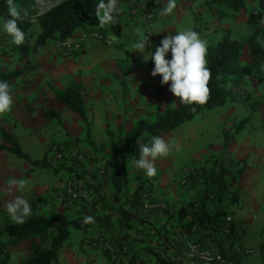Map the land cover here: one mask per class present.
Returning a JSON list of instances; mask_svg holds the SVG:
<instances>
[{"label":"crops","instance_id":"0c3cea01","mask_svg":"<svg viewBox=\"0 0 264 264\" xmlns=\"http://www.w3.org/2000/svg\"><path fill=\"white\" fill-rule=\"evenodd\" d=\"M124 1L119 0L120 9ZM190 1L177 0L173 12H179ZM125 2L133 5L126 12H119L121 36L118 39L107 25L99 24L83 29L103 30L111 43L87 40L84 45L83 69L78 70L82 78L73 81L81 85L86 112L92 122V132L100 142L107 141L103 134L108 126L117 130L124 124L131 130L139 119H147L152 110L148 104L155 103V89L158 88L156 76H151L154 91L150 97L147 86L149 74H140L134 82L128 77V52L132 53L136 63L149 61H145L136 50L128 49V43L122 48L116 43L122 40L123 22L127 29L128 26L132 27L134 42L145 34L148 37L154 35V31L163 27L165 17L161 16L160 11L155 27L153 24L149 29L144 22L145 14L141 6L150 5L161 10L167 0H139L138 4H134L136 0ZM144 27L149 31H145ZM169 30L163 28L159 38H163ZM39 31L40 28L37 33ZM155 40L157 38L151 42ZM123 79L126 81V94L121 84ZM132 83L138 85L133 86ZM161 99L160 112L176 106L167 107L165 92ZM198 117L159 135L168 142L170 151L156 158L157 174L154 177L146 176L134 164L140 155L139 143H150L151 138L143 137L135 143L132 148L133 157L128 164L127 187L120 202L122 208L134 214V218L128 222V228L122 227L118 206L112 198L111 167L108 166L104 176L100 174L96 179H85L87 187V183H90L95 188L88 189L87 201L75 204L71 217L94 215L104 220V224L92 221L89 228L78 232L75 243L69 237L70 241L67 240L60 251V263L205 264L184 256L188 242L200 241L204 246L220 251L232 264H264V141L258 143L248 140L243 135L247 131L244 129L235 135L224 150L222 127L217 126L221 120L205 117L198 123ZM77 127L80 132L85 129L84 126ZM209 132L216 133L218 138L212 149L208 147L211 142L203 136ZM95 134L102 136L97 139ZM221 164L228 168V173L223 177L219 172ZM241 168L243 173L239 175L238 170ZM139 186L142 187L141 202L134 206L132 194ZM217 214L218 217L214 218ZM228 216L232 218L231 222L226 221ZM229 227L232 234L227 233ZM248 231L251 232L250 236L247 235ZM124 236L127 238L121 242L128 247V256L117 250L120 255L107 260L101 248L103 241L108 243ZM251 246L254 248L253 253L249 250ZM82 249L84 252H81ZM153 249L160 254L159 258L149 252Z\"/></svg>","mask_w":264,"mask_h":264},{"label":"rangeland","instance_id":"374dc122","mask_svg":"<svg viewBox=\"0 0 264 264\" xmlns=\"http://www.w3.org/2000/svg\"><path fill=\"white\" fill-rule=\"evenodd\" d=\"M58 1L60 0H34L33 8L37 12H43ZM125 1L121 5L123 13L127 11L129 6L133 5H127ZM136 1L134 4H138L139 0ZM186 5L182 6L179 12L164 16L163 27L158 29L161 31L163 28L171 29L165 33L167 35L185 28H191L200 34L207 45L219 41L226 31H229L235 39L255 36L264 44V11L260 9L258 0H245V7L239 10L212 4L208 0H191L189 5ZM152 8L158 11V15L160 14L161 10ZM127 17L128 19L131 18L130 15ZM156 19L154 23H156ZM146 21L145 15L144 22ZM2 22L3 20L0 19V41L5 36V32L2 30ZM31 22V41L33 42L37 35V29L40 27L35 17L32 18ZM122 27L124 34L121 41L117 40L116 45L122 48L128 43V49H132L131 42H134L132 27L128 26L127 29L124 22ZM144 29L149 31L145 27ZM100 31L106 36L103 30ZM161 31L159 33L154 32V35L149 37L150 46L153 45L152 51L162 39L159 38ZM155 38L157 40L151 42ZM57 42L52 41L46 49L25 58L16 55L0 56V64L3 70L11 68L17 72L16 75H11L5 80L9 84L13 103L9 111L0 113V127L12 133L19 141L22 149L31 157L41 158L47 155L48 160L56 168L55 171L48 168H33L11 153L0 151V226H4L7 219H13L7 211V204L17 197L23 198L29 203L31 212L28 216L46 215L52 211L63 213L68 211L69 213L66 214L72 216L71 212L75 209V204L87 201L88 189L93 190L95 188L90 183H87L89 185L87 187L85 179H96L97 175L100 174L104 176L108 171V166H110L107 157L109 150L107 147H101L102 143L108 145L110 142L107 132L105 131L103 134L107 137L106 142L96 140L92 132L91 137L96 146H91L85 136V131L80 132L77 127L84 126L80 116L68 110L56 99V93L61 92L69 83L82 78V73H78V70L83 69L84 62L82 60L85 52L70 54L60 52L56 45ZM249 59L250 51L248 47H245L242 62L248 63ZM134 60L136 59L132 58V53L128 52V77L134 82L140 74H149L148 95L152 97L154 91L151 78L152 68L143 69L142 64L144 63L139 64ZM150 60L148 61L151 62ZM160 79L161 77L157 74L155 81H157L158 87L159 85L163 87L161 97L165 92L167 107L175 106L177 104L176 97L169 90L168 84L162 85ZM132 84L133 86L138 85L137 83ZM228 88L231 90L227 104L215 107L217 109L202 112L197 119L198 123H201L205 117L220 119V125L217 126L222 127L221 137L224 141L225 132L231 131L236 123L247 118L248 121L242 129L247 131L243 135H246L250 141H257L258 143L264 141V68L244 77L236 87L231 88L228 84ZM155 90L157 91L158 88ZM255 102L258 103V107L252 110L250 106ZM148 105L152 110L145 120H153L152 111L155 108V103ZM51 109L57 112L59 119L48 117ZM125 129L128 130L126 127ZM112 130L115 131L116 136L117 130ZM95 136L98 139L102 134H95ZM203 136L211 142L208 147L214 148L218 142L216 133L209 132ZM0 143H2L1 138ZM223 149L225 150L224 145ZM132 157L131 151L130 158ZM219 167L221 177L228 173V168H225L223 164ZM240 170L242 171L240 172ZM238 173L239 175L242 174L243 168L239 169ZM232 199L234 198L232 197ZM228 231V234H232L231 227ZM78 232L80 230L71 229L70 240L73 243L76 242ZM247 235L250 236L251 232L248 231ZM126 238L124 236L108 243L106 240L103 241L101 248L107 260L116 258L120 255L119 252L128 256V247L121 242ZM248 241L250 240L248 239ZM39 244L38 238L35 240L28 239L18 244L12 248L9 264H26ZM251 247L249 250L253 253L254 248ZM81 252H84V249Z\"/></svg>","mask_w":264,"mask_h":264},{"label":"trees","instance_id":"16d2710c","mask_svg":"<svg viewBox=\"0 0 264 264\" xmlns=\"http://www.w3.org/2000/svg\"><path fill=\"white\" fill-rule=\"evenodd\" d=\"M19 8L23 9L22 20L18 26L25 33V41L22 45H15L12 38L5 32L0 41V53L2 57L16 55L20 58L28 57L46 49L52 41L70 38L76 32L87 26L99 25L96 13V5L99 0H60L43 12H37L33 8L34 0H14ZM212 4L239 10L245 7V0H211ZM259 7L264 11V0H258ZM26 13V14H25ZM35 17L39 24L40 31L35 40L31 41L32 18ZM11 18L8 12L7 0H0V19ZM110 32L116 36L121 35V19L118 13L116 23L107 25ZM248 47L250 59L248 63L242 62L243 50ZM84 48L82 51H85ZM81 51V52H82ZM207 67L210 69L211 77L208 81L209 95L205 103L187 104L176 97V106L168 108L163 112L158 111L162 105L161 94L163 87L159 85L156 91L155 110L152 111L153 120L139 119L131 130H126L123 125L115 131L107 127L109 144H101L102 148H108L107 157L111 166L110 183L112 185V198L118 206L119 221L123 228H128V222L134 218V214L121 207V197L128 183V164L130 152L135 143L142 137H154L166 133L186 121L192 120L195 116L205 110L213 109L225 104L230 96L231 88L236 87L244 77L252 75L260 68H264V44L255 36H248L243 39H235L229 31L214 44L208 45ZM153 61L142 64L143 69L153 68ZM14 70L7 68L3 70L0 64V81H5L9 76L16 75ZM123 93H127L126 81L122 80ZM264 98V96H263ZM56 99L68 110L80 116L84 124L85 136L89 144L96 146L91 137L92 125L88 118L86 107L82 98L81 85L71 82L61 92L56 93ZM258 103L250 106L252 110L257 109ZM50 118L59 119L57 112L49 110ZM247 118L236 123L232 130L225 132L223 145L226 149L229 142L237 133L245 127ZM0 151H7L17 159L25 161L33 168H48L55 171V166L48 160L47 155L41 158L31 157L26 153L17 138L0 127ZM242 170H240L241 172ZM141 186L132 194V204L138 206L141 202ZM219 214L213 216L218 217ZM93 221L104 224V220L90 215ZM85 217L72 218L69 214L52 211L46 215L27 216L23 222L14 219H7L4 226H0V264H9L12 248L28 239H39L40 244L36 247L34 254L27 260L26 264H61L59 261L60 251L71 234V229L86 230L91 223L85 224ZM152 255L159 258L156 250H149Z\"/></svg>","mask_w":264,"mask_h":264},{"label":"clouds","instance_id":"9594fccd","mask_svg":"<svg viewBox=\"0 0 264 264\" xmlns=\"http://www.w3.org/2000/svg\"><path fill=\"white\" fill-rule=\"evenodd\" d=\"M118 3L119 0H99L96 13L101 26L116 23V17L121 11ZM7 5L11 18L3 20L2 30L11 36L15 45H22L25 33L18 26V21L23 19L21 13L24 10L19 8L14 0H7ZM176 6L177 0H167L166 6L161 9V16L172 14ZM132 50L141 53L145 61H153L151 75L155 77L159 74L160 83L168 84L171 93L181 102H206L209 95L207 85L211 77L206 59L208 45L198 32L185 28L175 31L174 34L169 33L161 39L154 51L151 50L149 37L145 34L132 44ZM12 103L9 84L0 81V113L9 111ZM138 151L140 155L134 162L135 167L142 169L146 176L154 177L157 174L156 158L167 155L170 148L162 136H154L150 143H139ZM7 211L14 220L23 222L30 214L31 208L25 199L17 197L7 204ZM92 221L93 217L86 216L83 222L87 224Z\"/></svg>","mask_w":264,"mask_h":264},{"label":"built area","instance_id":"2783aa9c","mask_svg":"<svg viewBox=\"0 0 264 264\" xmlns=\"http://www.w3.org/2000/svg\"><path fill=\"white\" fill-rule=\"evenodd\" d=\"M141 9H143L144 14L146 15L147 27L149 29L152 28L154 20L158 16V11H155L148 5H143ZM90 39L98 41L102 44L111 43V40H109L100 30L85 29L79 31L70 38L58 40L56 45L60 52L70 54L81 52L85 48V42ZM225 219L227 222H231L232 220V218L229 216ZM227 232L229 231L227 230ZM184 256L189 260H198L205 264H232V262L228 258H226L220 251L213 248H208L204 246L200 241L188 242L185 247Z\"/></svg>","mask_w":264,"mask_h":264}]
</instances>
